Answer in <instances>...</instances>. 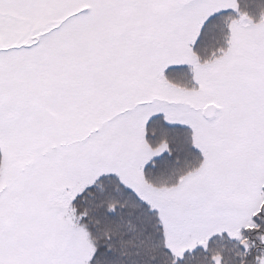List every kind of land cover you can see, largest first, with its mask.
<instances>
[{
    "label": "snow or ice",
    "instance_id": "1",
    "mask_svg": "<svg viewBox=\"0 0 264 264\" xmlns=\"http://www.w3.org/2000/svg\"><path fill=\"white\" fill-rule=\"evenodd\" d=\"M0 264H264V0H0Z\"/></svg>",
    "mask_w": 264,
    "mask_h": 264
}]
</instances>
